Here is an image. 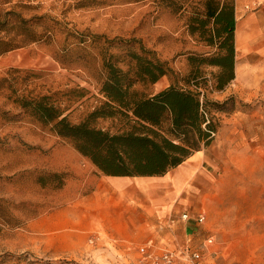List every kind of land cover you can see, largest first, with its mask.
Listing matches in <instances>:
<instances>
[{"label": "rangeland", "instance_id": "1", "mask_svg": "<svg viewBox=\"0 0 264 264\" xmlns=\"http://www.w3.org/2000/svg\"><path fill=\"white\" fill-rule=\"evenodd\" d=\"M187 10L174 13L162 0H0V38L16 47L0 56V264H140L139 247L149 239L171 250L201 249L206 264H264V62L236 61L234 81L207 93L227 103L214 107L218 132L199 151L205 159L193 187L170 210L155 204L154 235L140 231L129 242L100 229L86 238V195L104 175L19 106L48 95L71 123L86 120L105 100L98 52L117 39L137 40L187 72L188 54L211 51L187 31ZM92 36L102 37L92 48L73 46ZM168 84L164 78L148 92ZM97 124L113 132L120 126ZM53 173L66 175L60 189L39 182ZM186 212L191 221L181 219ZM168 219L176 221L171 228Z\"/></svg>", "mask_w": 264, "mask_h": 264}, {"label": "trees", "instance_id": "2", "mask_svg": "<svg viewBox=\"0 0 264 264\" xmlns=\"http://www.w3.org/2000/svg\"><path fill=\"white\" fill-rule=\"evenodd\" d=\"M162 2L174 13H189L191 8L186 16L187 31L211 50L188 54L187 72L178 73L137 40L117 39L98 52V80L105 100L86 120L71 123L64 116L68 110L52 96L19 101L30 117L72 145L104 176H164L209 147L218 132L213 110L227 101L212 102L207 93L223 91L235 79V0ZM97 39L102 37L92 36L88 45L81 39L73 46L92 48ZM71 46L68 52H72ZM14 48L11 39L0 38V56ZM163 78L169 80V86L149 93ZM100 119L117 120L120 126L115 132L101 128ZM65 176L53 173L39 182L60 189Z\"/></svg>", "mask_w": 264, "mask_h": 264}, {"label": "crops", "instance_id": "3", "mask_svg": "<svg viewBox=\"0 0 264 264\" xmlns=\"http://www.w3.org/2000/svg\"><path fill=\"white\" fill-rule=\"evenodd\" d=\"M235 6L236 61L264 62V0H235ZM204 159L198 152L164 176H102L98 188L86 195V238L99 229L121 243L136 240L140 231L146 237L153 236L151 215L156 205L170 210L175 197L188 193ZM69 224L78 226L75 219H70Z\"/></svg>", "mask_w": 264, "mask_h": 264}, {"label": "built area", "instance_id": "4", "mask_svg": "<svg viewBox=\"0 0 264 264\" xmlns=\"http://www.w3.org/2000/svg\"><path fill=\"white\" fill-rule=\"evenodd\" d=\"M181 219L188 222L193 217L186 212L182 214ZM195 221L202 224L205 221V216L199 214ZM175 223V220L168 219L164 224L171 228ZM207 244H212V239L208 240ZM139 254L140 264H206L204 251L194 249L189 244L180 249L171 250L164 246H158L155 241L151 240L139 247Z\"/></svg>", "mask_w": 264, "mask_h": 264}]
</instances>
